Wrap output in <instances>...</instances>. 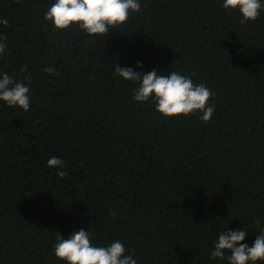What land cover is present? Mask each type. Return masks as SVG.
Returning <instances> with one entry per match:
<instances>
[{
  "label": "trees",
  "instance_id": "trees-1",
  "mask_svg": "<svg viewBox=\"0 0 264 264\" xmlns=\"http://www.w3.org/2000/svg\"><path fill=\"white\" fill-rule=\"evenodd\" d=\"M54 2L0 0V74L31 81L29 111L0 101V264H64L56 233L81 229L97 246L119 240L137 264H227L210 252L242 228L251 247L264 230V8L242 25L223 0H140L89 37L54 30ZM116 66L205 84L211 120L134 101Z\"/></svg>",
  "mask_w": 264,
  "mask_h": 264
},
{
  "label": "clouds",
  "instance_id": "clouds-1",
  "mask_svg": "<svg viewBox=\"0 0 264 264\" xmlns=\"http://www.w3.org/2000/svg\"><path fill=\"white\" fill-rule=\"evenodd\" d=\"M222 7L226 10H238L241 16L239 22L243 25L259 17L264 3L262 0H223ZM140 9V0H55L46 11L44 19L51 22L54 30L63 31L75 25L89 37H103L110 32V27L125 24L130 13H137ZM5 50L6 43H0V54ZM137 67H142V64L137 62ZM26 71L25 65L21 72ZM44 71L56 74V69L52 67H47ZM115 73L123 80L137 85L132 89L134 101H151L154 110L163 117L174 118L199 112L202 114L201 121L208 122L213 116L215 109L209 104V100L214 94L205 84H194L191 77L180 72L173 71L164 76L156 69L141 73L130 67L116 66ZM30 85L28 77L18 81L14 74H0V101L5 102L8 107L18 106L25 112L29 111ZM47 165L58 169L56 175L59 178L68 175L67 171L59 170L66 167V162L61 158L53 156L47 160ZM109 214L113 217L117 215L111 209ZM246 235V228L220 232L210 258H227V264H264V230L259 232L251 247L241 243ZM53 251L56 259L64 264H137L134 250H126L119 240L107 246H97L92 243V233L83 229L67 238L56 233Z\"/></svg>",
  "mask_w": 264,
  "mask_h": 264
}]
</instances>
